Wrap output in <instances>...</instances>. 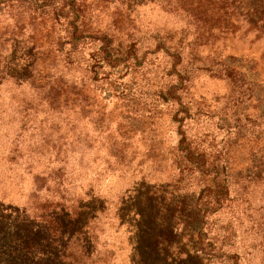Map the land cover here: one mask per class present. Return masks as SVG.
<instances>
[{"label": "trees", "instance_id": "16d2710c", "mask_svg": "<svg viewBox=\"0 0 264 264\" xmlns=\"http://www.w3.org/2000/svg\"><path fill=\"white\" fill-rule=\"evenodd\" d=\"M155 7L174 24L144 30L139 42L138 12ZM243 50L259 57L244 59ZM154 55L164 66L140 94L158 101L161 111L147 118L164 134L146 135L145 155L168 177L133 184L126 204L120 198L110 210L98 182L108 163L79 166L77 101L83 95L92 105L102 69L139 70ZM259 58L264 0H0V166L6 178L34 186L21 204L0 197V264L235 258L221 251L213 225L221 213L253 210L256 187L264 193ZM77 71L79 79L67 78ZM208 78L223 82L210 98L199 85ZM106 138L121 165L126 144H116L118 134Z\"/></svg>", "mask_w": 264, "mask_h": 264}, {"label": "rangeland", "instance_id": "374dc122", "mask_svg": "<svg viewBox=\"0 0 264 264\" xmlns=\"http://www.w3.org/2000/svg\"><path fill=\"white\" fill-rule=\"evenodd\" d=\"M138 15L140 19L135 24L138 25L140 32L137 33L139 42L143 40L140 38H143L144 30L165 22L173 23L171 18L159 12L156 7L143 8L138 12ZM44 48L47 47L34 46V50H43ZM252 48L259 50V46H252ZM87 50L83 47L81 55L86 57ZM257 51L252 53V51L243 50V58L246 56L259 57ZM241 62L243 69L249 66L247 62L242 60ZM148 63L152 64L147 66ZM46 64L45 60L41 66ZM163 66L161 55H154L147 56L144 67L139 70L119 65L114 69L115 71L112 70L113 74H111L109 69L104 68L97 72L95 77V82L98 85L95 93L96 99L91 100L92 105L86 107L83 95L77 101L76 120L74 121L75 133L78 135L79 166L88 172L90 166L93 165L91 161L94 158L97 159L95 163H108V169L101 171L98 182L103 185L102 190L108 197L110 210L119 205L120 198L125 201L133 184L141 181L149 183L164 181L168 177L167 167V170H163V165L151 162L150 157L146 158L145 155L147 148L151 145V141L146 138V135L151 132L164 134L163 126H155L147 118V116L158 115L161 107L158 101L152 98L145 99V96L140 94L146 90V83L155 80L156 74H152V71L154 69L161 70ZM257 69L259 70L258 81L264 82V59L257 60ZM80 75L81 73L78 71L74 74L67 73V78L74 76L75 79H79ZM216 81L208 78L204 80L203 84H199L200 90L207 98H210L211 93H219L223 90V82ZM108 82L111 83V88L108 87ZM112 88L117 89L118 92H113ZM208 101L212 104L213 100L208 99ZM153 108L155 111H152ZM108 133L120 136L116 142L117 145L126 144L122 153L124 159L121 165L114 161L113 156H108L107 147L112 149L106 138ZM5 175L12 176L5 167L0 166V197L15 203H24L28 193L34 187L31 180L24 177L21 182H17L12 177L6 178ZM255 189L258 190V193L254 192V199L250 200L253 210H247L242 215H240V211L237 215L232 211L221 213L214 220L213 226L218 228L216 231L217 244H219L220 238L223 242L221 251L237 254L235 258L225 259L222 264H264V193L259 192V187ZM225 231L227 233L224 235ZM212 263L213 261H202V264Z\"/></svg>", "mask_w": 264, "mask_h": 264}]
</instances>
